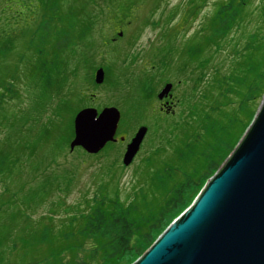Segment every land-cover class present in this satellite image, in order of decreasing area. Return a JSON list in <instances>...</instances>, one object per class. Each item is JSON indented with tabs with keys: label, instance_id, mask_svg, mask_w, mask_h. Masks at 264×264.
Instances as JSON below:
<instances>
[{
	"label": "rangeland",
	"instance_id": "374dc122",
	"mask_svg": "<svg viewBox=\"0 0 264 264\" xmlns=\"http://www.w3.org/2000/svg\"><path fill=\"white\" fill-rule=\"evenodd\" d=\"M186 1L61 0L59 12L62 19L51 22L49 26L47 23L42 25L47 27V32H51L48 39L51 43L46 42L45 52L60 64L67 59L69 68H76L75 76L64 75L62 78L57 77L59 72L49 71L44 75L33 69L39 46L36 38L33 42V37L36 27L43 20L42 5L38 4V0H0V45L6 37L12 39L14 45L12 49H8L9 44L3 45L5 50L0 51V80L14 84L5 92L8 103L0 110V149L9 142H17L22 138L26 140V134L21 133L23 127H32L51 117H60L57 130L37 144L35 156L31 157L32 163L18 166L12 174H8L11 180L8 178L7 183L13 185L19 195L13 200L11 208L2 205L0 225L2 223V228L9 232L12 240L18 242V246L9 248L8 244H4L0 248V264L30 261L50 264L58 263L59 260L63 264L71 261L81 264L93 246L91 241H87L88 244L80 250L66 252L58 257L52 248L62 237H53L51 246L50 240H39L38 243L26 231L47 223V215H52L54 225L59 226L70 214L69 206L84 204L85 195L95 186L103 184L100 183L102 181H107L111 187L119 183L120 197L123 200L130 199L133 194L131 186L144 182L141 168L145 155L161 145L166 147L165 154L170 155L173 146L181 143L192 125L196 124L197 120L194 119L198 115L190 104L197 95L195 93L194 97L189 85L195 81L198 72L192 68L193 65L186 69L182 67L181 62L186 56L175 51L178 48L174 50V47L166 46L168 41H179L184 34L180 27L174 28V15L170 12ZM215 1L206 0L204 9L211 10ZM84 4H87L90 15L96 12L98 17L91 31L76 42L80 43V48L76 47L78 54L68 50L57 51L55 34L74 21L72 16L66 18L70 7L78 9ZM153 11L155 19L146 25ZM197 24L195 22L188 26L186 34ZM54 28L56 33L53 32ZM120 30L124 31L123 36L122 33L116 35ZM177 41L175 44L179 47ZM166 54V60H162ZM168 60L170 64L165 65ZM99 67L105 71L106 79L102 84L94 82ZM169 82L173 84V90L171 96L167 97H174L175 103L173 106L167 104L169 109L162 110V100L158 99L157 94ZM64 99L69 104L65 110L61 107ZM262 100L258 101V109ZM80 104L99 111L104 107H116L121 113L116 131L118 140L109 142L95 155L84 154L81 148L70 151L66 141L70 118ZM246 112L247 109L241 111L239 120L229 129V135L241 129ZM142 125H147L148 131L132 163L124 166L122 159L126 141L130 142ZM20 153L22 161L30 159L29 153ZM42 188L47 191L41 193ZM61 198L64 200L62 205ZM17 208L27 209L24 212L32 216L31 221L23 215L15 217ZM159 236L160 233L156 238ZM25 238L28 242L21 241ZM151 244L152 240H135L129 259L134 254L138 257L144 253ZM137 257L122 264H132Z\"/></svg>",
	"mask_w": 264,
	"mask_h": 264
},
{
	"label": "trees",
	"instance_id": "16d2710c",
	"mask_svg": "<svg viewBox=\"0 0 264 264\" xmlns=\"http://www.w3.org/2000/svg\"><path fill=\"white\" fill-rule=\"evenodd\" d=\"M38 2L44 12L42 23L36 27L33 37V42L35 38L39 42L33 69L44 75L51 71L59 72L57 77H73L76 75V68L70 69L67 59L60 64L44 49L45 44L51 43V40L48 41L51 32H47V27L42 24L47 23L49 26L51 22L62 19L59 12L61 0ZM204 6L206 0H187L186 3L175 6L170 12L174 15V28L180 27L184 34L180 37V42L176 40L180 43L179 47H176V41L166 43V46L174 47V50L178 48L175 51H180V54L186 56L181 62L182 67L186 69L193 65L192 68L198 72L195 81L189 85L194 97L195 93L197 95L192 103L189 102L198 115L194 119L197 120L196 124L192 125L191 131L181 143L173 146L170 155L165 154L166 147L162 145L145 155L141 168L144 182L131 186L133 194L130 199L123 200L120 197L119 183L111 187L107 181H102L100 183L103 184L95 186L94 190L91 189L89 194L85 195L84 204L69 206L70 214L59 226L54 225L52 215H47V223L32 231H26L32 234L34 241L38 243L39 240H50L51 246L53 237H62L63 239L52 248L56 250V256L80 250L88 244L87 241H91L93 246L81 264H122L124 261L135 259L137 254L129 259L135 240H152L153 244L157 239L156 235L161 234L177 215L193 204L209 180L235 151L252 123L258 111V101L264 97V0H216L209 11L204 9ZM87 8V4L78 9L70 7L66 18L73 17L71 25L68 24L57 33L54 28L57 51L68 50L72 54L78 52L76 47L80 48V43L76 42L81 41L91 31L98 17L96 12L90 15ZM154 14L155 11L149 14L146 25L155 19ZM195 22H198L197 27L194 26L193 30L186 34L187 27ZM52 28L51 25L50 30ZM120 33L123 36L124 31L120 30L116 35L119 36ZM12 43V39L6 37L1 42L0 51L5 50L3 45L6 44H9L8 49H12ZM166 58L167 54L163 55L162 60ZM169 61L165 65H169ZM13 85V82L0 80V110L6 107L8 99L5 92ZM67 102V99L62 101L63 110L68 108ZM85 106L78 105V109L70 118V126L66 131L67 144L74 137V116ZM243 109H247L246 120L242 122L238 132L229 135V129L239 120ZM59 119L60 117H51L35 126L23 127L21 133L26 134V140L22 138L19 142H9L6 147L0 149V185H3V190L0 191V209L4 208L2 205L5 208L10 207L19 195L13 185L7 183L8 178L11 180L8 174H12L18 166L32 163L31 157L35 156L37 144L57 130ZM21 151L29 153L30 159L22 161ZM84 154L88 153L84 151ZM40 191L44 193L47 190L42 188ZM63 201L62 199L60 205ZM25 210L27 209L17 208L14 216L23 215L31 221L32 216L26 214ZM8 233L1 223L0 248L4 244H8L9 248L18 246V242L12 240ZM21 241L28 242L26 238ZM20 264L40 263L30 261ZM50 264L63 263L59 260L58 263L56 261ZM69 264H74V261Z\"/></svg>",
	"mask_w": 264,
	"mask_h": 264
},
{
	"label": "water",
	"instance_id": "95a60500",
	"mask_svg": "<svg viewBox=\"0 0 264 264\" xmlns=\"http://www.w3.org/2000/svg\"><path fill=\"white\" fill-rule=\"evenodd\" d=\"M104 78L99 67L95 82L102 84ZM172 87L166 83L158 99L171 96ZM120 117L116 107L80 109L69 149L97 154L116 141ZM147 131L142 125L131 138L122 159L125 166L132 163ZM133 264H264V97L222 168Z\"/></svg>",
	"mask_w": 264,
	"mask_h": 264
},
{
	"label": "flooded vegetation",
	"instance_id": "af4514ba",
	"mask_svg": "<svg viewBox=\"0 0 264 264\" xmlns=\"http://www.w3.org/2000/svg\"><path fill=\"white\" fill-rule=\"evenodd\" d=\"M160 102L162 103L161 109L164 110V108H165L166 110H168L169 108H167L166 105L169 104V106H171V105L173 106L175 103V100H174V97H167V98H164ZM170 103H171V105H170ZM128 143H129V140L126 141V146Z\"/></svg>",
	"mask_w": 264,
	"mask_h": 264
}]
</instances>
